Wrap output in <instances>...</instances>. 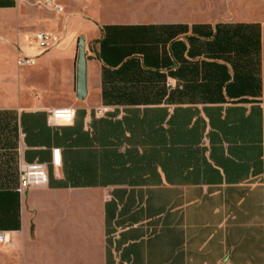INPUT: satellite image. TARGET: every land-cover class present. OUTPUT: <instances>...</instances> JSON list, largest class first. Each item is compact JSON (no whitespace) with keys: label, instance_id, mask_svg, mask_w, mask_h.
<instances>
[{"label":"crops","instance_id":"crops-1","mask_svg":"<svg viewBox=\"0 0 264 264\" xmlns=\"http://www.w3.org/2000/svg\"><path fill=\"white\" fill-rule=\"evenodd\" d=\"M76 4L94 14L67 26L70 11L0 0V264H264V14ZM55 108L73 118L50 123ZM32 161L47 181L20 193Z\"/></svg>","mask_w":264,"mask_h":264},{"label":"rangeland","instance_id":"rangeland-1","mask_svg":"<svg viewBox=\"0 0 264 264\" xmlns=\"http://www.w3.org/2000/svg\"><path fill=\"white\" fill-rule=\"evenodd\" d=\"M64 7L63 12H71L68 25L78 23L86 13L94 14V10L83 9L79 4L69 7V4L79 0H58ZM72 2V3H71ZM85 3L97 4L101 11L134 10L139 8L166 7L172 9V16L185 20L193 19H253L257 14H264V0H83ZM156 5V6H155ZM94 7V6H93ZM257 13V14H256ZM76 19L77 22H74ZM83 35V34H80ZM84 36V35H83ZM12 59L11 52L5 54Z\"/></svg>","mask_w":264,"mask_h":264},{"label":"built area","instance_id":"built-area-1","mask_svg":"<svg viewBox=\"0 0 264 264\" xmlns=\"http://www.w3.org/2000/svg\"><path fill=\"white\" fill-rule=\"evenodd\" d=\"M19 2L20 0H13ZM29 2L36 7H43L55 12H63L64 7L58 0H29ZM37 44L42 49L49 48L56 40L57 37L50 31L39 30L35 33ZM34 63L33 57L25 55H18L16 58V64L31 65ZM166 85L173 87L175 80L167 78ZM104 109L99 108L97 113H101ZM73 118V110L71 108H55L50 111V123L54 121H69ZM52 163L58 165L60 163V149L55 148L52 150ZM47 181L46 165L39 161L24 162L20 165L19 183L17 187L18 192L29 186L43 184ZM10 239L9 234L6 231H0V245H8Z\"/></svg>","mask_w":264,"mask_h":264},{"label":"water","instance_id":"water-1","mask_svg":"<svg viewBox=\"0 0 264 264\" xmlns=\"http://www.w3.org/2000/svg\"><path fill=\"white\" fill-rule=\"evenodd\" d=\"M75 75H76V96L78 98H83L86 94V56H85V39L83 35H79L77 41Z\"/></svg>","mask_w":264,"mask_h":264}]
</instances>
